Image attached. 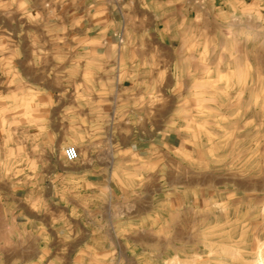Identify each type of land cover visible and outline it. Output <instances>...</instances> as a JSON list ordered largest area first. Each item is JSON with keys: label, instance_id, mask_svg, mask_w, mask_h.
I'll return each mask as SVG.
<instances>
[{"label": "rangeland", "instance_id": "374dc122", "mask_svg": "<svg viewBox=\"0 0 264 264\" xmlns=\"http://www.w3.org/2000/svg\"><path fill=\"white\" fill-rule=\"evenodd\" d=\"M27 1L0 0V264H57L56 249L71 248L63 240L107 235L111 255L94 264H264V22L237 39L228 21L209 38L148 102L161 132L131 149L133 134L104 127L110 102L94 98L116 87L89 83L92 55L78 52L94 44L87 22L57 26ZM78 164L109 178L111 196H74ZM104 206H122L128 226L85 230L63 216Z\"/></svg>", "mask_w": 264, "mask_h": 264}, {"label": "crops", "instance_id": "0c3cea01", "mask_svg": "<svg viewBox=\"0 0 264 264\" xmlns=\"http://www.w3.org/2000/svg\"><path fill=\"white\" fill-rule=\"evenodd\" d=\"M25 3L39 5L44 20H54L57 26L58 23L64 26L65 21L87 22L86 30L93 32L88 35L94 44L78 46V52L92 55L89 57L93 61L88 64L94 62L95 72L89 83L116 87V92L95 93L94 98L110 102L109 106H102L105 112L102 115L112 117L113 123L104 127L110 132L133 134L131 140L135 142L131 143V149L140 147L144 138L140 134L161 132L158 121L154 120L159 106L149 107V103L159 99L161 86L178 84L183 76L181 70L192 67L193 55L208 51L209 38L223 35L228 21L232 22V35L237 39L254 21L264 22V0H28ZM254 50L247 48L248 52ZM135 153V158L142 162L138 152ZM78 165V171L72 175L73 181L78 182L74 196H111L109 178L96 179L90 166L84 169ZM118 196L128 194L121 192ZM122 208L113 212L111 206L97 211L83 207L76 215L65 210L63 216L66 222L76 223L81 229L110 230L128 226L127 211ZM56 216L59 219V212ZM116 241L122 245L124 240ZM42 244L41 259L47 256L49 245L40 238L38 245ZM97 244L100 247L96 249ZM64 245L71 248L56 249L57 264L59 251L61 260L68 255L72 264H78L77 260L94 264L96 256L103 254L108 258L112 252L110 235L76 237L70 243L63 240ZM121 259L117 258V264H122ZM108 260L107 264H111V258Z\"/></svg>", "mask_w": 264, "mask_h": 264}, {"label": "built area", "instance_id": "2783aa9c", "mask_svg": "<svg viewBox=\"0 0 264 264\" xmlns=\"http://www.w3.org/2000/svg\"><path fill=\"white\" fill-rule=\"evenodd\" d=\"M65 158L69 163H75L79 160V151L76 147L70 146L65 149Z\"/></svg>", "mask_w": 264, "mask_h": 264}]
</instances>
